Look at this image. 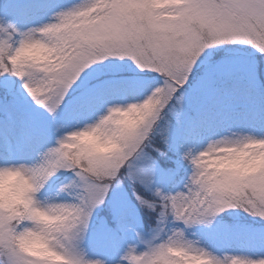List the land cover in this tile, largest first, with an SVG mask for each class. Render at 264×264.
<instances>
[{"label":"snow or ice","instance_id":"obj_1","mask_svg":"<svg viewBox=\"0 0 264 264\" xmlns=\"http://www.w3.org/2000/svg\"><path fill=\"white\" fill-rule=\"evenodd\" d=\"M146 101L135 127L118 122L116 113ZM25 106L45 113L49 127ZM81 133L117 149L69 151ZM0 150V175L20 172L30 184L22 202L0 206V264H49L22 249L30 235L65 264H108L82 245L96 210L125 180L155 224L133 231L116 264H264V256L220 259L185 235L228 211L264 220V168L238 175L213 164L229 150L264 154V0H4ZM173 157L167 176L173 184L180 176L182 188H153ZM65 173L69 182L51 198L71 202L49 203L50 182ZM37 212L60 219L46 224ZM112 212L130 230L124 210Z\"/></svg>","mask_w":264,"mask_h":264},{"label":"clouds","instance_id":"obj_2","mask_svg":"<svg viewBox=\"0 0 264 264\" xmlns=\"http://www.w3.org/2000/svg\"><path fill=\"white\" fill-rule=\"evenodd\" d=\"M37 50L30 49L28 54H34ZM150 102L146 101L143 105L137 107L130 106L126 111L116 113L118 122L126 128L135 127L150 108ZM74 144L67 145L69 151L86 150L89 154L108 155L116 151L117 145L112 141L101 142L95 134L81 133L78 137H73ZM224 152V149H219ZM213 164H219L223 169H229L238 175L247 174L258 168H264V154L258 159L251 158L247 152H242L234 157L229 150L228 159L213 161ZM23 167V166H22ZM30 184L20 172H10L7 175H0V206L12 202H22L24 194L29 190ZM37 217L46 224H55L60 218L50 217L42 212L36 213ZM20 245L25 252L36 257L46 259L49 264H65L63 257L49 250L47 243L40 236L30 235L21 240ZM175 256H181L179 252ZM185 264H206V261L197 259H188Z\"/></svg>","mask_w":264,"mask_h":264},{"label":"rangeland","instance_id":"obj_3","mask_svg":"<svg viewBox=\"0 0 264 264\" xmlns=\"http://www.w3.org/2000/svg\"><path fill=\"white\" fill-rule=\"evenodd\" d=\"M80 2V0H67V2H62L61 4H68V3H77ZM33 119L37 122L39 127L41 129H45L49 127V120L50 118L47 117V115L43 112H41L39 115H33L31 114ZM23 147V146H22ZM21 151V150H20ZM28 156V152H23L20 156L21 159L26 160ZM30 163V161H29ZM157 177H159V173L157 174ZM129 183V188L133 190V184L130 180H125ZM68 182V181H67ZM158 184L160 186H163V180L162 178L159 179ZM124 182L121 187V189L110 193V198L106 202L104 206H101L102 216L99 218L96 227L92 229L90 226L88 236L84 240V243L82 245L84 251L86 252L89 259H104L108 261V264H116L118 260V256L120 252L124 248V242L120 239H116V237H119L117 233H109L108 229H110L107 226V213L108 211H112L113 205H119L123 210L125 215L129 217V221L127 223L128 226L132 227L134 231H142L146 233L142 228L139 221L140 214V208L133 209L132 206H130L131 200L129 198V195L127 193V189L124 187ZM135 187L139 188V185H135ZM181 187H176L175 190H179ZM58 189V186L55 190H52L48 188V196L50 197L51 201L53 203H56L54 197L52 195V192H56ZM60 202H71L70 200H60ZM97 212V210H96ZM95 212V214H96ZM113 213V212H112ZM142 218V217H141ZM254 223L257 222V225L249 228V234L250 239L249 242H252L256 240L259 242V247L263 248L261 251L262 253H259L258 257L264 256V220H260L258 218L251 219ZM93 223V221H92ZM91 223V224H92ZM179 227L181 229H184V226L182 224H173L171 229ZM192 230H196V226L191 228ZM191 229H185V233L188 232ZM109 235L111 236V240L108 238ZM133 240V234L131 236ZM120 238V237H119ZM150 238V237H148ZM189 241H192L194 246L198 248H204L210 253H212L214 256L225 259L230 258L232 256H239V257H250L254 258L258 254V249L255 245L250 244V247H248L247 243H240L238 248L231 249V248H225L224 243H213L212 241H207L200 233L193 232L191 236L187 238ZM260 239V240H257ZM206 242L209 244L206 245ZM255 243V242H254ZM257 257V258H258Z\"/></svg>","mask_w":264,"mask_h":264},{"label":"trees","instance_id":"obj_4","mask_svg":"<svg viewBox=\"0 0 264 264\" xmlns=\"http://www.w3.org/2000/svg\"><path fill=\"white\" fill-rule=\"evenodd\" d=\"M0 3H2V0H0ZM25 107L29 113L40 114L41 112L39 110L27 108V106ZM245 123H250V122H245ZM172 162H174V157ZM162 166L163 165H161V167ZM171 168L172 167H170V169ZM165 181H168L166 175H165ZM154 188H160V187L159 185L156 184ZM43 198L44 197H41V199ZM48 202L51 203V200L49 199ZM253 218L254 217L242 211H228L218 216L211 226H203V225H198V226L200 227V231L204 233L207 237H209V240H211L213 243H224V246L226 248L228 247L236 248L242 242L247 243L248 247H250V244L255 245L258 249V254L254 258H257L259 253L263 254V252L261 251L263 248L259 247V242H257L256 240L249 242L250 234L248 227H253L257 225V222L254 223L251 220ZM116 228L120 229L118 226H116Z\"/></svg>","mask_w":264,"mask_h":264}]
</instances>
